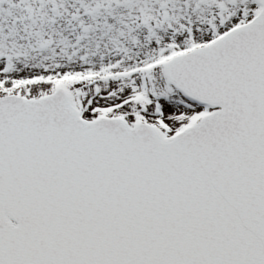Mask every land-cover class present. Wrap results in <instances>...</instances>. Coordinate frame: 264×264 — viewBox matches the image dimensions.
I'll return each instance as SVG.
<instances>
[{
    "label": "snow or ice",
    "instance_id": "obj_1",
    "mask_svg": "<svg viewBox=\"0 0 264 264\" xmlns=\"http://www.w3.org/2000/svg\"><path fill=\"white\" fill-rule=\"evenodd\" d=\"M0 264H264V0H0Z\"/></svg>",
    "mask_w": 264,
    "mask_h": 264
}]
</instances>
